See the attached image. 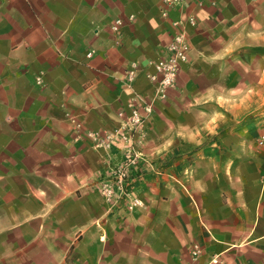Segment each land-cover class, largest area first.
Instances as JSON below:
<instances>
[{
	"label": "crops",
	"instance_id": "crops-1",
	"mask_svg": "<svg viewBox=\"0 0 264 264\" xmlns=\"http://www.w3.org/2000/svg\"><path fill=\"white\" fill-rule=\"evenodd\" d=\"M161 1L0 0V264H264V158L241 151L238 134L207 131L209 111L233 109L217 102L237 76L227 68L243 57L255 72L264 0H185L165 20ZM183 13L197 22L191 51L141 127L130 186L141 207L128 212L97 191L128 143L75 141L69 117L103 143L125 125Z\"/></svg>",
	"mask_w": 264,
	"mask_h": 264
},
{
	"label": "built area",
	"instance_id": "built-area-1",
	"mask_svg": "<svg viewBox=\"0 0 264 264\" xmlns=\"http://www.w3.org/2000/svg\"><path fill=\"white\" fill-rule=\"evenodd\" d=\"M185 0H162L159 5V13L162 19H168L170 13L179 9ZM208 3V0H197L196 7H201ZM185 14V13H183ZM196 18L193 14L187 13L183 18L171 20L169 22L171 38L170 42L164 48V55L154 62H149V66L153 71L147 75V80L152 88V95L149 99H142L134 92L129 104L130 117L125 125L117 128L110 136H107L106 142H101V139L96 133L84 129L82 122L76 116L69 117L71 124V132L74 135L75 141L86 136L96 146H105L108 148L112 142L110 137L113 135L115 139L126 141L129 145V151L132 152L129 159L121 163L106 173L104 180L100 181L97 187L98 193L111 204L124 202L128 212L141 207V201L138 200L130 191L133 178V170L136 168L139 157L138 147L142 144L141 127L146 118L151 114L153 105L157 101H165L168 97V92L175 87L176 79L182 69V66L188 61V56L191 51L190 37L187 28L196 26ZM124 27V22L121 19H116L110 26V31L114 36L119 37L121 30ZM88 57L90 54L87 55ZM136 65H131V69L127 72L126 82L128 88L132 89V84L135 79ZM140 103H139V102ZM259 145L264 147V136L259 140ZM189 254L192 260H197L201 255V247L197 244L191 246ZM213 263L215 261H212Z\"/></svg>",
	"mask_w": 264,
	"mask_h": 264
},
{
	"label": "rangeland",
	"instance_id": "rangeland-1",
	"mask_svg": "<svg viewBox=\"0 0 264 264\" xmlns=\"http://www.w3.org/2000/svg\"><path fill=\"white\" fill-rule=\"evenodd\" d=\"M254 51L255 59V72L248 73L246 70V64L242 62L243 57L236 59L232 63L228 70H232L237 74L235 78L223 80L225 90L224 97L217 98V102L231 103L233 106L232 110L220 109L209 111L210 124L213 125L211 130L217 134H238L240 138V150L244 152L253 153L257 158H264V147L259 145V140L264 136V78H262V59H264V47L255 46L250 48ZM245 55L241 52L240 55ZM248 73V74H247ZM200 119L205 118V114L200 113ZM202 116V117H201ZM230 119L236 122L234 127H220L218 123L221 120ZM220 120V121H218ZM218 121V122H217ZM199 128L196 130L198 132ZM200 132L202 130L200 128ZM215 134L214 132H212ZM205 143L198 144V148H201ZM219 144V143H218ZM247 155V153H246ZM247 157V156H245ZM189 161V159H188ZM258 161V159H257ZM260 165L264 167V161H260ZM137 166V165H136ZM134 178V176H133ZM131 186V185H130ZM130 189V187H128ZM131 191V189H130Z\"/></svg>",
	"mask_w": 264,
	"mask_h": 264
}]
</instances>
